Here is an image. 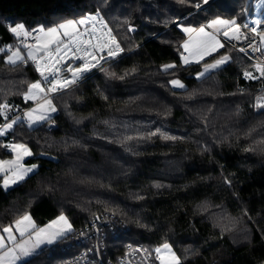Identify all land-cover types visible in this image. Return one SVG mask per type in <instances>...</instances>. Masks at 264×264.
Segmentation results:
<instances>
[{"label":"trees","instance_id":"trees-1","mask_svg":"<svg viewBox=\"0 0 264 264\" xmlns=\"http://www.w3.org/2000/svg\"><path fill=\"white\" fill-rule=\"evenodd\" d=\"M204 4L0 0L2 49L16 51L17 24L32 32L98 16L121 56L55 97L58 113L48 123L31 130L23 122L0 138L1 161L13 158L8 145H23L34 157L26 164L39 167L9 192L0 179V233L28 215L39 229L65 216L69 239L113 214L130 230L122 243L149 252L167 244L180 264H264V107L256 108L264 78L248 80L253 67L227 48L182 64L185 29L218 19L240 26L253 6L217 0L183 21ZM8 55H0V128L5 106L34 107L24 97L41 80L28 63L8 66ZM223 57L228 65L197 80ZM172 81L185 90H172ZM65 239L54 248L60 254L46 249L28 264H68L77 251L60 250Z\"/></svg>","mask_w":264,"mask_h":264},{"label":"rangeland","instance_id":"rangeland-1","mask_svg":"<svg viewBox=\"0 0 264 264\" xmlns=\"http://www.w3.org/2000/svg\"><path fill=\"white\" fill-rule=\"evenodd\" d=\"M215 1L217 0H207L204 5H199V7L196 6L195 12L187 16L183 21L191 18L192 16H194V14L201 12L203 9H206ZM249 3L253 6L254 18L258 19L260 22L264 21V3H262V0H248V4ZM218 20L225 21L222 19ZM183 21H178L177 23L172 25V27L180 25ZM212 22L213 21H210L209 24L203 25L198 29L188 28L190 29V31H185L187 40L183 45L182 53L184 55H187V58H185L184 56V58L182 59V64L184 67L200 65L210 57L220 53L225 48V46L218 39V37L220 38L221 35L225 36L227 30H225L224 33L219 32V30L215 27V25L212 24ZM210 24H212L211 27L209 26ZM221 25L227 26V28L231 26L230 24H217L216 26ZM241 26L242 25L238 26L237 22H235V28L233 30H237L241 28ZM201 28L204 29L203 32L200 31ZM41 29L39 30L41 32V37L38 39V46H36L35 48H22L16 49V51L11 52L10 48H0V55L9 53V55L6 57L5 62L8 66L11 67L18 66L22 63H37L39 66V70L37 68L36 71L38 72L40 78L43 80H45L44 77H48L49 80L54 79L58 82L72 81L74 79L75 73V82L68 83L65 87L59 88L61 94L66 93L72 90L73 88L79 86L83 82V80H80L83 77L92 73L94 70L101 68L104 64L112 60L118 61L121 57L119 50H116L112 47V45L115 44V41L112 37L111 31L106 26L105 22L98 16L88 17V19H86V23L77 24L75 30L71 28L68 29L69 36H64L63 29H59L58 37H54L48 34V29H43V31H41ZM25 31L29 35V31H27L26 27ZM13 35L19 42L22 38L27 37H25L23 33H21L20 35L13 33ZM52 40H56L57 43H53L46 48L45 46L49 45V41ZM185 45H187V47H185ZM57 46H59L61 49L59 53L56 52ZM65 46H67V49L65 48ZM110 52L114 53V55H109ZM14 53H18L21 59H16V56L13 55ZM29 53H31L32 57L34 58L30 57ZM9 57H12V59L16 60V62L14 64L10 63ZM85 61H87L90 65L96 64V67L91 68L90 71L84 72L83 74L76 73V69H78ZM185 61H187V63H185ZM228 62L229 58L217 68L210 69L207 72H205L204 68L202 72L204 73V75L197 76V80H202L210 76L211 74L223 69L228 64ZM251 66L253 67V70L255 72V77L252 73L251 75L247 76V79L253 81H259L263 79L264 70L261 69V67L253 65ZM53 72H55V76L52 75ZM45 82L48 81L45 80ZM39 84L40 88H31L28 94L24 97V99L27 98L29 100L31 105L36 104L30 110H27L28 113L25 116V121L15 122L11 124V127L6 126L4 128V126H2L0 128L1 139H7L10 133L13 132L15 127L20 123L24 122L28 126V128L33 130L48 123L57 115L58 111L55 107L53 100L45 101L47 94L42 86L41 80L39 81ZM179 84L183 85V87H180L179 85H174L172 83V90L179 92L184 91V84H182L181 82H179ZM261 105H264V102L259 101V103L256 105V108H263L261 107ZM11 109L12 108H10L9 106H5L3 109L6 122L10 118ZM41 117H44V119H41ZM53 124H50L49 126ZM49 126H47V128ZM16 146L17 145H8L7 147L9 153L14 155V158L12 160L4 162L0 160V178L4 179V183L5 181H7V187H5V184L3 186V189L6 192H9L18 187L19 185L24 183L28 178L35 175L36 171L39 170L38 166H35V168H33V166L26 164L27 161L32 160L34 158L31 151L26 147H24L23 149H19ZM25 149H27V151L31 154H26ZM26 169H32V171L25 172ZM105 174L106 173L104 172V177H107ZM21 175H23V179H19V176ZM13 181H15V183H13ZM107 215L113 214H105L104 216ZM63 217L65 218L64 220L58 218L53 223L42 228L44 230L43 232H40V229L35 233L34 244H36L38 248L42 247L40 252L45 248H48L50 250L56 248L62 240L69 237L74 232V229L69 220L65 216ZM49 239L52 240V243L47 242ZM123 244L120 246H123ZM55 253L60 254L57 250L55 251ZM173 254L175 258H177L174 251L170 247L169 249H165L164 247L160 248V252H157L160 264H175Z\"/></svg>","mask_w":264,"mask_h":264},{"label":"built area","instance_id":"built-area-1","mask_svg":"<svg viewBox=\"0 0 264 264\" xmlns=\"http://www.w3.org/2000/svg\"><path fill=\"white\" fill-rule=\"evenodd\" d=\"M251 10L253 8L246 11V20L241 28L229 32L220 39L225 48L233 51L249 64L264 70V21L260 22L252 18L251 13L253 11L250 12ZM40 37L41 32L39 30L29 32L26 38L18 41L16 48H35L38 46ZM29 65L35 70L38 68L37 63ZM51 87L52 85L48 82L43 84L47 94L45 101L53 100L61 95L59 88L56 91H48ZM27 113V110L18 106L14 113H10V118L4 128L9 124L25 121ZM56 129V124L47 128L48 132H53ZM129 231L127 226L115 216H103L92 222L86 230L67 239L59 245V249L64 252L77 251V254L72 256L68 264H160L157 251L149 252L142 246L122 243L123 240L121 239L125 238ZM122 244L123 246H120Z\"/></svg>","mask_w":264,"mask_h":264},{"label":"crops","instance_id":"crops-1","mask_svg":"<svg viewBox=\"0 0 264 264\" xmlns=\"http://www.w3.org/2000/svg\"><path fill=\"white\" fill-rule=\"evenodd\" d=\"M251 16H252V18H254L253 12H252ZM254 19H256V18H254ZM245 20H246V18H245ZM256 20H258V19H256ZM244 23H245V21H244ZM213 25H215V27L219 30V32H222V33H224L225 30H227L226 33H229L235 28V23L230 24L231 26L229 28H227V26H222V25L216 26L217 24H213ZM221 36H224V35H221ZM221 36H220V38H221ZM220 38L218 37V39L221 41ZM184 56H186V58H187V55H184ZM229 62H230V60H229ZM229 62H228V64H229ZM38 69H39V66H38ZM256 77H257V75H256ZM41 83L43 86V84L46 82H45V80L41 79ZM24 103L31 104L27 98L24 99ZM35 105L36 104H34V106ZM19 149H21V148H19ZM8 152H9V150H8ZM11 155L14 158V155L13 154H11ZM37 172L38 171H36V173ZM0 179H2V188H3V186L5 184L4 179L3 178H0ZM27 217H29V219L22 218L20 221H18L12 227H9L8 228V229H10L9 232L3 231L2 233H0V237H3V246L0 247V264H28L33 259L40 257L42 255L43 251L48 249V248H45L40 252L42 247L38 248L37 245L34 244L35 243V240H34L35 239V233L40 229L38 228L37 224L35 223V221L33 220V218L31 216L28 215ZM21 233H23V235ZM20 245H22L23 248L28 251V253H29L28 255L22 254L21 247H19ZM13 257H19V259H14Z\"/></svg>","mask_w":264,"mask_h":264},{"label":"snow or ice","instance_id":"snow-or-ice-1","mask_svg":"<svg viewBox=\"0 0 264 264\" xmlns=\"http://www.w3.org/2000/svg\"><path fill=\"white\" fill-rule=\"evenodd\" d=\"M205 2H207V0H205ZM262 3H264V0H262ZM197 7H199V5H197ZM86 19H88V18L81 19L79 21H68L66 24H60L58 28L48 29V34H50L54 37H58L59 36V29H63L64 30V33H63L64 36H69L68 29L71 28V29L75 30L76 25L77 24H85ZM234 23H235V21H221V20H216V21L212 22V24H234ZM212 24H210L209 26L211 27ZM10 30L13 33H16L17 35H20L21 33H23L25 37L28 35V33L25 31V25H23V24H17L15 27L11 28ZM41 31H43V29H41ZM185 31H190V29H185ZM200 31L203 32L204 29L201 28ZM252 31H255V29H252ZM225 35H227V33ZM53 43H57V41L56 40L49 41V45H46L45 47L47 48L48 46H50ZM117 47H119V46L117 45ZM185 47H187V45H185ZM221 47H222V45H221ZM65 48L67 49V46H65ZM60 51H61L60 47L57 46L56 52L59 53ZM13 55L16 56V59H21V57L19 56L18 53H14ZM109 55H114V53L110 52ZM29 56L32 57V54L29 53ZM32 58H34V57H32ZM227 59H228V57H223L222 59L217 60L214 64L206 65L205 66V72L209 71L210 69L217 68L219 65L223 64ZM9 62L14 64L16 62V60L12 59V57H9ZM185 63H187V61H185ZM93 67H96V64L90 65L87 61H85L78 69H76V73L83 74L84 72L90 71L91 68H93ZM167 67H171V66H167ZM52 75L55 76V72H53ZM200 75L203 76L204 73H201ZM245 75H249V74L246 73ZM44 79L47 80L48 83H50L52 85V87L49 88L48 91H56V90H58V88L65 87L66 84H68V83H74L75 82V73H74V79L72 81L58 82V81H54V80H49L48 77H44ZM172 83L174 85H179L180 87H183V85H180L178 81H172ZM31 87L32 88H40V84H39V82H37V83L31 85ZM261 107H264V105H261ZM41 119H44V117H41ZM11 126H12L11 124L8 125V127H11ZM16 147L24 148L23 145H17ZM25 153L29 154V155L31 154L27 151V149H25ZM33 168H35V165H33ZM27 171H32V169H26L25 172H27ZM19 179H23V175L19 176ZM13 183H15V181H13ZM5 187H7V181H5ZM24 219H29V217L25 216ZM60 219L64 220L65 218L63 216H61ZM69 227H70V225H69ZM4 231L9 232L10 229L5 228ZM43 231H44L43 229L40 230V232H43ZM21 234L23 235V233H21ZM40 242H42V241H40ZM47 242L52 243V240L49 239ZM2 246H3V237H0V247H2ZM19 247H21L23 255L29 254L28 251L25 250L22 245H20ZM163 247L165 249H169V245H167V244L163 245ZM156 251L160 252V249H156ZM13 258L19 259V257H13ZM173 259L175 261V264H179V260H178V258H175L174 254H173Z\"/></svg>","mask_w":264,"mask_h":264},{"label":"water","instance_id":"water-1","mask_svg":"<svg viewBox=\"0 0 264 264\" xmlns=\"http://www.w3.org/2000/svg\"><path fill=\"white\" fill-rule=\"evenodd\" d=\"M112 47L115 48L116 50H118V47H117V44L116 43L113 44Z\"/></svg>","mask_w":264,"mask_h":264},{"label":"bare ground","instance_id":"bare-ground-1","mask_svg":"<svg viewBox=\"0 0 264 264\" xmlns=\"http://www.w3.org/2000/svg\"><path fill=\"white\" fill-rule=\"evenodd\" d=\"M66 239H67V238H66ZM66 239H65V240H66ZM69 239H70V238H69ZM70 252H72V251H70ZM74 252H75V251H74Z\"/></svg>","mask_w":264,"mask_h":264}]
</instances>
